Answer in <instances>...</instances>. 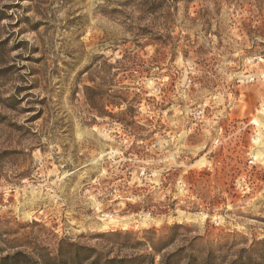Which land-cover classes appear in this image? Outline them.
Returning <instances> with one entry per match:
<instances>
[{"label":"rangeland","instance_id":"obj_1","mask_svg":"<svg viewBox=\"0 0 264 264\" xmlns=\"http://www.w3.org/2000/svg\"><path fill=\"white\" fill-rule=\"evenodd\" d=\"M257 119L264 0H0V247L264 264Z\"/></svg>","mask_w":264,"mask_h":264},{"label":"trees","instance_id":"obj_2","mask_svg":"<svg viewBox=\"0 0 264 264\" xmlns=\"http://www.w3.org/2000/svg\"><path fill=\"white\" fill-rule=\"evenodd\" d=\"M91 90L90 87H86V98L93 106H97L100 101H96L95 97L89 94ZM98 112L101 115L104 114ZM119 235L121 234L112 233L109 236ZM17 242L19 239H8L4 242V247H0V264H143L140 263L142 258L117 257L111 259L106 253L93 247L66 240L60 241L55 255L50 252L40 254L36 250L30 251L28 247L17 245ZM148 264H154V259L150 258ZM206 264H210V258L207 259Z\"/></svg>","mask_w":264,"mask_h":264},{"label":"bare ground","instance_id":"obj_3","mask_svg":"<svg viewBox=\"0 0 264 264\" xmlns=\"http://www.w3.org/2000/svg\"><path fill=\"white\" fill-rule=\"evenodd\" d=\"M255 123H256L258 129L260 130V135H259L258 140H257L256 143H257L260 147L264 148V130H263V128H264V123H262V121L259 120V119H257V120L255 121ZM258 154H259L258 156H260L261 153H258ZM261 155H262V154H261ZM109 223H117V221H115L114 219H112V220H110V222L104 224V226H105V225L107 226ZM102 226H103V225H102ZM104 226H103L102 228H104Z\"/></svg>","mask_w":264,"mask_h":264}]
</instances>
